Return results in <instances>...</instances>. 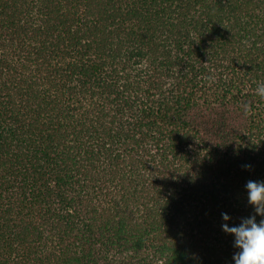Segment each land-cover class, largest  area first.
Masks as SVG:
<instances>
[{
	"label": "trees",
	"instance_id": "16d2710c",
	"mask_svg": "<svg viewBox=\"0 0 264 264\" xmlns=\"http://www.w3.org/2000/svg\"><path fill=\"white\" fill-rule=\"evenodd\" d=\"M260 83L264 0H0V264H233Z\"/></svg>",
	"mask_w": 264,
	"mask_h": 264
},
{
	"label": "clouds",
	"instance_id": "9594fccd",
	"mask_svg": "<svg viewBox=\"0 0 264 264\" xmlns=\"http://www.w3.org/2000/svg\"><path fill=\"white\" fill-rule=\"evenodd\" d=\"M256 94L264 98V83L258 84ZM242 167L247 169L251 165ZM244 187L255 215L242 217L238 224L229 226L231 217L222 212L221 229L233 237V247L237 249L232 256L233 264H264V219L256 221V215L264 217V180H249Z\"/></svg>",
	"mask_w": 264,
	"mask_h": 264
}]
</instances>
